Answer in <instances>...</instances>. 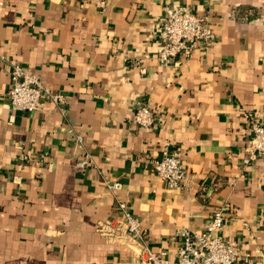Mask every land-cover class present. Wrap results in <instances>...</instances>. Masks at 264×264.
I'll list each match as a JSON object with an SVG mask.
<instances>
[{"label": "crops", "instance_id": "crops-1", "mask_svg": "<svg viewBox=\"0 0 264 264\" xmlns=\"http://www.w3.org/2000/svg\"><path fill=\"white\" fill-rule=\"evenodd\" d=\"M179 6L208 17L213 43L161 66L165 10ZM0 56V264H140L97 231L119 200L172 262L178 231L205 230L228 205L222 235L241 246L235 264H264V158L244 165L243 111L264 123V0H0ZM14 65L64 103L14 108ZM144 105L164 122L136 125ZM165 142L183 153L186 189L155 173ZM87 154L96 166L82 174Z\"/></svg>", "mask_w": 264, "mask_h": 264}, {"label": "built area", "instance_id": "built-area-1", "mask_svg": "<svg viewBox=\"0 0 264 264\" xmlns=\"http://www.w3.org/2000/svg\"><path fill=\"white\" fill-rule=\"evenodd\" d=\"M104 6V3H100ZM213 32L208 24V17L193 11L187 6L167 8L160 29L161 45L155 60L161 66H169L181 55L189 59L198 46L209 48L213 43ZM3 59L0 56V60ZM10 76L13 86L6 96L11 105L24 112H36L43 98L47 97L55 105L65 101L63 94L54 93L45 87L39 77L20 65L11 67ZM251 131V142L246 152L244 165L264 158V123L255 114L243 110ZM134 123L142 128H153L164 122L148 106H139L133 117ZM77 143L83 138L78 136ZM20 159H25L20 156ZM95 161L89 154L76 161L75 167L80 173L95 167ZM157 177L172 190H183L189 185L188 170L183 162V153L172 149L170 142H165L162 157L155 162ZM14 182L21 185V178L14 177ZM106 187L112 192L122 188L120 181L106 180ZM116 216L97 224L100 236L110 243H119L133 251L140 264H235L241 252L238 242L226 239L222 233L225 223L231 215V208L225 205L215 210L207 228L203 231L180 230L177 235L183 239L178 248L175 261H171L167 252H155L148 243V234L142 221L133 213L128 202L119 200Z\"/></svg>", "mask_w": 264, "mask_h": 264}]
</instances>
